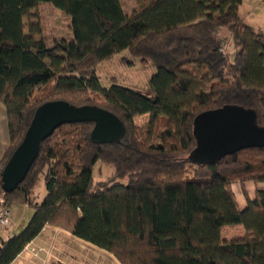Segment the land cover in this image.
<instances>
[{
	"label": "trees",
	"instance_id": "trees-1",
	"mask_svg": "<svg viewBox=\"0 0 264 264\" xmlns=\"http://www.w3.org/2000/svg\"><path fill=\"white\" fill-rule=\"evenodd\" d=\"M46 2L70 17L71 38L41 37L34 10ZM242 2L147 0L129 14L121 0H0V100L10 140L0 158V195L11 208L34 209L22 232L1 241L0 264H12L47 225L122 264H264V189L247 196L245 208L233 190L236 181L264 182V146L191 159L194 122L207 111L243 106L264 128V31L243 21ZM235 33L242 42L231 53ZM125 51L129 64L139 58L157 68L153 96L102 85L98 66ZM57 100L108 111L123 134L101 142L93 120L63 124L7 189V163L39 107ZM146 114L147 123H135ZM99 161L114 168L109 186L95 185ZM236 224L245 235L222 239V228Z\"/></svg>",
	"mask_w": 264,
	"mask_h": 264
},
{
	"label": "rangeland",
	"instance_id": "rangeland-1",
	"mask_svg": "<svg viewBox=\"0 0 264 264\" xmlns=\"http://www.w3.org/2000/svg\"><path fill=\"white\" fill-rule=\"evenodd\" d=\"M147 0H121L123 8L132 14ZM239 15L243 21L257 29L264 31V0H243ZM34 18L37 20L43 32L41 37L52 42L56 38H71V20L61 9L56 8L50 2L43 3L34 10ZM241 36L235 33L230 41V51L235 52L241 45ZM131 60L129 51L116 54L112 59L102 62L98 66V74L104 87H110L113 82L130 87L145 95L153 96L151 79L157 72V68L151 62ZM150 119V115H141L135 118V123L143 125ZM7 130L6 107L0 100V131ZM114 168L104 162H97L94 166L93 175L95 185L109 186L113 180ZM118 182H127V179H116ZM252 190V188H251ZM46 193L44 183H41L40 196ZM23 209L26 212L23 213ZM12 227L2 235L5 238L19 234L29 224L34 209L23 204L12 207ZM9 231V232H6ZM230 236H232L230 234ZM12 264H122L112 253L99 248L90 242L74 236L62 228L47 225L43 232L31 242Z\"/></svg>",
	"mask_w": 264,
	"mask_h": 264
},
{
	"label": "water",
	"instance_id": "water-1",
	"mask_svg": "<svg viewBox=\"0 0 264 264\" xmlns=\"http://www.w3.org/2000/svg\"><path fill=\"white\" fill-rule=\"evenodd\" d=\"M93 120L96 141H112L123 134L120 121L111 113L96 106L76 107L63 100L50 101L37 110L26 136L7 163L3 181L7 189L16 187L38 155L40 142L59 126ZM198 146L191 159L221 160L242 149L264 146V128L258 126L256 113L238 105H225L207 111L195 119Z\"/></svg>",
	"mask_w": 264,
	"mask_h": 264
},
{
	"label": "crops",
	"instance_id": "crops-1",
	"mask_svg": "<svg viewBox=\"0 0 264 264\" xmlns=\"http://www.w3.org/2000/svg\"><path fill=\"white\" fill-rule=\"evenodd\" d=\"M7 115V113H6ZM9 132H8V121H7V130L6 132L0 131V158L3 156L5 150L9 146ZM252 188V190H251ZM258 189H264V182H253V181H246L242 183L240 181H236L233 183V190L235 192L238 204L240 208H245L247 205V196L253 198L255 193ZM26 212V209H23V213ZM53 227V226H51ZM46 228V227H45ZM44 228V229H45ZM5 232V231H3ZM0 232V243L2 240L7 239L5 238L2 233ZM9 232V231H6ZM43 232V231H42ZM230 234L232 236H230ZM245 235V229L242 224L236 225H227L222 228V239L224 240H232L234 238L242 237ZM10 237V236H9Z\"/></svg>",
	"mask_w": 264,
	"mask_h": 264
},
{
	"label": "built area",
	"instance_id": "built-area-1",
	"mask_svg": "<svg viewBox=\"0 0 264 264\" xmlns=\"http://www.w3.org/2000/svg\"><path fill=\"white\" fill-rule=\"evenodd\" d=\"M12 208L6 203L3 195H0V232L12 227Z\"/></svg>",
	"mask_w": 264,
	"mask_h": 264
}]
</instances>
